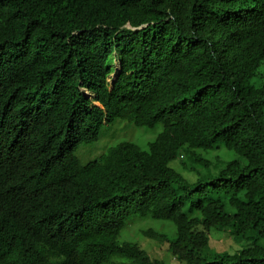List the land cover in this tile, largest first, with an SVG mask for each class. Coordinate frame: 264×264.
Wrapping results in <instances>:
<instances>
[{
  "label": "trees",
  "instance_id": "1",
  "mask_svg": "<svg viewBox=\"0 0 264 264\" xmlns=\"http://www.w3.org/2000/svg\"><path fill=\"white\" fill-rule=\"evenodd\" d=\"M0 83L6 107L36 115L20 182L58 202L75 239L20 264H171L120 242L134 215L173 222L175 236L142 234L184 264H264L262 245L208 249L214 228L264 236V0H0ZM119 119L163 129L82 163ZM219 143L238 157L210 177L171 165L209 166L198 150Z\"/></svg>",
  "mask_w": 264,
  "mask_h": 264
},
{
  "label": "clouds",
  "instance_id": "2",
  "mask_svg": "<svg viewBox=\"0 0 264 264\" xmlns=\"http://www.w3.org/2000/svg\"><path fill=\"white\" fill-rule=\"evenodd\" d=\"M6 94L0 83V264H20L25 253L40 262L50 244L68 239L72 245L75 239L58 202L38 195L36 183L24 187L20 182L22 160L36 157L23 134L36 115L32 110L21 113L11 104L6 107L1 102Z\"/></svg>",
  "mask_w": 264,
  "mask_h": 264
},
{
  "label": "rangeland",
  "instance_id": "3",
  "mask_svg": "<svg viewBox=\"0 0 264 264\" xmlns=\"http://www.w3.org/2000/svg\"><path fill=\"white\" fill-rule=\"evenodd\" d=\"M119 66V61H115V68H119ZM114 75L115 72L112 76ZM261 79L260 76H256L252 79V82L256 84L259 83ZM162 129V124H158L154 127L137 126L131 121L119 119L116 122L106 124L102 129L100 138L96 141L82 144L77 154L81 158V162L86 163L98 159L111 146L126 140L133 141L142 148H148L149 143L157 137ZM198 153L203 157L209 158L211 164L206 166L200 163L194 169H182L183 167L181 165L178 164L179 166H177L178 160H175L171 165L180 170L190 180L195 181L200 177L207 178L218 173L219 169L225 166L228 160L238 157L234 151L228 149L222 143H219L218 148L215 150L205 151L199 149ZM180 159L182 160V158ZM132 218L135 220L129 223L122 231L119 237L120 242H137L141 246L147 248L154 257L160 256L166 258L171 264H184V262L177 260L168 250V243L160 244L159 241L147 238L142 234L143 229L154 227L157 230H163L175 236L176 227L173 222L152 217H142L139 215H134ZM255 244L264 246V236L259 235L254 230L247 232L245 235H237L232 232L230 227L214 228L210 233L208 249L213 253L222 251L235 252L243 247Z\"/></svg>",
  "mask_w": 264,
  "mask_h": 264
}]
</instances>
